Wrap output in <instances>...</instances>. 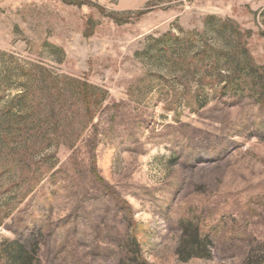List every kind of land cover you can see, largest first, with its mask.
<instances>
[{
	"label": "rangeland",
	"instance_id": "rangeland-1",
	"mask_svg": "<svg viewBox=\"0 0 264 264\" xmlns=\"http://www.w3.org/2000/svg\"><path fill=\"white\" fill-rule=\"evenodd\" d=\"M234 33L264 71V0H0V70L21 67L1 104L51 77L99 99L87 122L74 88L60 109L36 85L0 133V243L33 235L40 264H128L133 237L148 264H264V108L193 59L217 50L226 76ZM193 236L209 257L181 260Z\"/></svg>",
	"mask_w": 264,
	"mask_h": 264
},
{
	"label": "trees",
	"instance_id": "trees-1",
	"mask_svg": "<svg viewBox=\"0 0 264 264\" xmlns=\"http://www.w3.org/2000/svg\"><path fill=\"white\" fill-rule=\"evenodd\" d=\"M191 36L193 37V34ZM234 36L237 41L234 47L235 51L232 56L227 57L233 63V67L227 69L228 74L224 77L219 72L220 62L217 50L202 46L200 51L194 53L197 55L193 59L198 57V59H195L197 62H202L203 64L204 61H207L206 63H208L204 65L200 64L201 66L198 67V72L200 73L198 83L202 86L209 85L210 87L220 85L218 89L222 93L246 94L253 97L264 108V71L250 60V55L244 45H242L241 40H239L238 34L234 33ZM192 37L182 38L183 41H181L187 44L192 42L191 44H193L194 40H191ZM173 39L176 42L179 41V38L176 36H173ZM165 51H170V48L167 47ZM201 54H205V56L202 57L203 55L201 56ZM183 63L187 67L190 66V62L185 61ZM15 65V70L9 67L3 68L2 71L0 70V105L2 106L0 107V133L9 132L10 124L8 123L14 122V124H17L19 121L33 115V112L36 111V106L33 107L32 104H28L26 113L23 114L20 111L23 109L25 100L26 102L28 100L33 102V98L36 97V85L38 86L37 90L40 91L39 101H43V105L47 107L57 104L60 109H64L68 102V96L64 94V89L68 86L69 88H74L75 99L81 105L83 114L88 119L87 122L93 119L95 114L94 108L96 109V105H99V99L96 100L92 93L96 91V87L68 77L60 79L51 77L50 80L45 82V88L41 85L42 81L40 80L26 87L23 86L20 90L21 92L16 96V99H18L16 104H14L13 100L1 104V100L6 96V92L17 83L12 74L17 75V68L21 69V67L17 64ZM32 69H37L40 74L45 70L38 65H33ZM23 72L27 74V72ZM33 75L35 76L36 73ZM131 241L132 245L130 246L128 264H148L140 252V246L136 238L133 237ZM202 247L206 249L199 236H193L191 242L187 245L184 243L180 244L177 254L181 260H187L194 256L209 257V252L205 255L198 252V249H202ZM0 263L40 264L36 237L30 235L23 240H3L0 243Z\"/></svg>",
	"mask_w": 264,
	"mask_h": 264
}]
</instances>
